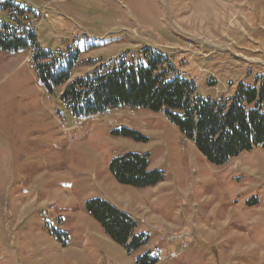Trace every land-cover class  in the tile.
<instances>
[{
    "label": "rangeland",
    "instance_id": "1",
    "mask_svg": "<svg viewBox=\"0 0 264 264\" xmlns=\"http://www.w3.org/2000/svg\"><path fill=\"white\" fill-rule=\"evenodd\" d=\"M5 25L76 57L69 82L144 49L212 100L264 75V0H0V35ZM33 54L0 49V264H137L147 251L158 264H264V148L214 166L163 112L76 117ZM127 153L164 181L119 183L110 165ZM96 199L129 213L147 246L115 243L87 210Z\"/></svg>",
    "mask_w": 264,
    "mask_h": 264
},
{
    "label": "trees",
    "instance_id": "2",
    "mask_svg": "<svg viewBox=\"0 0 264 264\" xmlns=\"http://www.w3.org/2000/svg\"><path fill=\"white\" fill-rule=\"evenodd\" d=\"M2 30L0 49L11 53L32 50L39 79L50 92L65 85L61 100L76 117L120 108L163 112L214 166L264 148V75L258 76L253 85L240 83L231 97L212 100L199 96L194 82L178 76L170 79L173 67L168 59L144 49L136 60L122 57L69 82L76 57L41 49L27 26L5 25ZM116 134L141 140L139 134L127 129ZM110 171L119 183L139 189L164 181L162 171L149 170L148 155L127 153L112 161ZM86 207L105 233L129 254L149 243V235L135 233L137 224L132 217L109 202L96 199ZM158 262L151 251L136 259L137 264Z\"/></svg>",
    "mask_w": 264,
    "mask_h": 264
},
{
    "label": "crops",
    "instance_id": "3",
    "mask_svg": "<svg viewBox=\"0 0 264 264\" xmlns=\"http://www.w3.org/2000/svg\"><path fill=\"white\" fill-rule=\"evenodd\" d=\"M121 210V209H120ZM128 215H130L129 213H127ZM131 216V215H130ZM137 221V220H136Z\"/></svg>",
    "mask_w": 264,
    "mask_h": 264
}]
</instances>
